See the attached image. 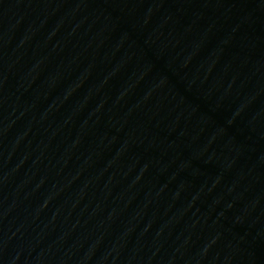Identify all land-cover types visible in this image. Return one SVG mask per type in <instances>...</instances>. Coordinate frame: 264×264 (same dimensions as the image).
Instances as JSON below:
<instances>
[{"label": "water", "instance_id": "water-1", "mask_svg": "<svg viewBox=\"0 0 264 264\" xmlns=\"http://www.w3.org/2000/svg\"><path fill=\"white\" fill-rule=\"evenodd\" d=\"M0 264H264V0H0Z\"/></svg>", "mask_w": 264, "mask_h": 264}]
</instances>
